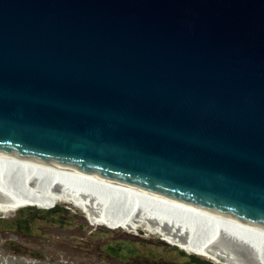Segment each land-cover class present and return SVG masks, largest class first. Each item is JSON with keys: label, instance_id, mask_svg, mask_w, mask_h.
Wrapping results in <instances>:
<instances>
[{"label": "water", "instance_id": "water-1", "mask_svg": "<svg viewBox=\"0 0 264 264\" xmlns=\"http://www.w3.org/2000/svg\"><path fill=\"white\" fill-rule=\"evenodd\" d=\"M0 156L264 234V0H0ZM4 234L0 264H117Z\"/></svg>", "mask_w": 264, "mask_h": 264}, {"label": "bare ground", "instance_id": "bare-ground-1", "mask_svg": "<svg viewBox=\"0 0 264 264\" xmlns=\"http://www.w3.org/2000/svg\"><path fill=\"white\" fill-rule=\"evenodd\" d=\"M67 202L93 225L134 231L139 226L190 253L230 264L228 246L264 264V234L167 203L74 178L56 170L23 165L0 156V214L17 208ZM145 229V230H146ZM249 252V253H248Z\"/></svg>", "mask_w": 264, "mask_h": 264}, {"label": "rangeland", "instance_id": "rangeland-1", "mask_svg": "<svg viewBox=\"0 0 264 264\" xmlns=\"http://www.w3.org/2000/svg\"><path fill=\"white\" fill-rule=\"evenodd\" d=\"M29 207L38 208L29 209ZM55 209L51 214L46 215L43 210ZM2 221L15 223V221L28 219L32 225H64L71 233L80 236H90L95 241L100 239H109L110 244L117 247L124 256H135L138 258H148L162 263L165 260L174 262V264H189L187 254L195 255L198 260L211 262V264H220L212 259L190 253L181 249L179 246L170 244L162 239V235L151 233L146 228L139 226L134 231H124L120 227H110L107 225H93L86 217L85 213L67 202H58L55 200L47 202V206L28 205L17 208L11 212L0 215ZM33 227V226H32ZM146 229V230H145ZM180 251L185 255H181Z\"/></svg>", "mask_w": 264, "mask_h": 264}, {"label": "flooded vegetation", "instance_id": "flooded-vegetation-1", "mask_svg": "<svg viewBox=\"0 0 264 264\" xmlns=\"http://www.w3.org/2000/svg\"><path fill=\"white\" fill-rule=\"evenodd\" d=\"M4 233L18 234L30 239H48L79 253L92 255L100 260H110L117 264H174L169 260L159 263L153 259L138 258L137 254L124 256L123 253H120L121 251L117 250V247L110 244L109 239L103 238L95 241L90 236L71 233L67 226L60 224L32 225L28 219L15 221V223L2 221L0 223V237H5Z\"/></svg>", "mask_w": 264, "mask_h": 264}, {"label": "trees", "instance_id": "trees-1", "mask_svg": "<svg viewBox=\"0 0 264 264\" xmlns=\"http://www.w3.org/2000/svg\"><path fill=\"white\" fill-rule=\"evenodd\" d=\"M29 209H36L38 211L40 210L38 208H33V207H29ZM43 211H44V213L46 215H48V214L53 213L55 211V209L50 208V209H46V210H43ZM180 253H181V255H185V253L182 252V251H180ZM185 256H187L188 259L190 260L189 264H211V262H207V261H204V260H198V258L195 255H193V254H187Z\"/></svg>", "mask_w": 264, "mask_h": 264}]
</instances>
